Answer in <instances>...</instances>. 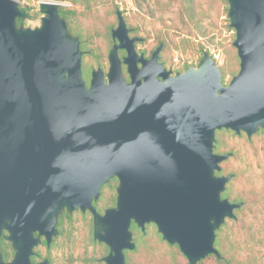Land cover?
I'll return each mask as SVG.
<instances>
[{
	"label": "water",
	"instance_id": "1",
	"mask_svg": "<svg viewBox=\"0 0 264 264\" xmlns=\"http://www.w3.org/2000/svg\"><path fill=\"white\" fill-rule=\"evenodd\" d=\"M226 1L240 70L224 85L206 51L175 74L159 63L162 46L149 59L138 53L119 9L108 70L93 69L88 84L64 2L42 0L33 28L20 0H0V264H51L32 258L76 212L92 215L105 264H126L132 223L155 225L189 264L222 258L217 232L242 204L223 198L232 175L217 173L230 154L215 153L216 133L264 132V0ZM114 178L116 205L100 213L94 203Z\"/></svg>",
	"mask_w": 264,
	"mask_h": 264
},
{
	"label": "rangeland",
	"instance_id": "2",
	"mask_svg": "<svg viewBox=\"0 0 264 264\" xmlns=\"http://www.w3.org/2000/svg\"><path fill=\"white\" fill-rule=\"evenodd\" d=\"M41 1H20V6L31 9L26 11L30 17L23 22L25 26L33 28L40 26ZM64 3L66 8L78 11L73 26L87 40L88 48L107 52V58L112 47L109 46L108 29L117 21L116 11L119 9L128 28H134L137 34L135 37L141 40V44H137L138 51H143L149 56L160 40H166L169 48L163 53L164 63H160L173 74L185 70L187 66H196L201 60L200 54H191L181 43L186 30L180 19L179 5L173 0H102L97 8L93 9L92 14L69 2ZM201 3L206 15L204 24L210 33L207 38L200 39L203 51L219 56L217 63L222 71L227 63L232 67L235 62L232 50L235 32L229 27L228 2L201 0ZM211 37H214V40H211ZM90 53V50L85 52L83 65L87 63L95 69L98 66L93 58L88 57ZM108 67L106 59L104 67L101 68L107 72ZM232 78L231 74H227L223 84H229ZM219 142L224 150L233 152L224 169L225 173H233L236 176L227 184L226 190H230L232 197L245 198L247 206L241 217L246 222V227H249L242 228L241 223L233 224L228 219L223 229L226 233L232 234L244 258H252L258 264H264V199L258 196L264 187V135L258 132L248 139L244 133L236 135L229 131L219 136L216 133L215 145ZM72 216L74 222L71 224L65 220L66 233L58 236L56 246L51 251L53 264H105L95 261L101 248L89 240L88 218L83 219L75 213ZM153 230L154 227L150 226L151 235ZM160 248L162 258L172 262L173 258L168 248L165 245ZM37 252L42 256L41 260L47 255V249L43 245L37 248Z\"/></svg>",
	"mask_w": 264,
	"mask_h": 264
},
{
	"label": "trees",
	"instance_id": "3",
	"mask_svg": "<svg viewBox=\"0 0 264 264\" xmlns=\"http://www.w3.org/2000/svg\"><path fill=\"white\" fill-rule=\"evenodd\" d=\"M25 1V0H20ZM59 2H69L73 6L81 7L85 11L89 13H93V9L97 8V5L102 0H55ZM174 2L178 3L179 10H180V19L182 22V25L184 29L186 30V33L184 34L183 39L181 40V43L185 50L190 51L191 54L198 53L200 54V59L203 57V49L201 38H207L209 36V31L204 24V18H206L205 11L203 9V5L201 3V0H173ZM22 11H30L31 9L27 7L20 6ZM78 11L76 9H70V8H63L61 10V14L67 19L71 32L78 36L81 39V49L83 51L90 50L91 53L88 55V57H91L95 60V63L99 67H104V62H106L107 58V52H101L99 50H95L92 48H88V42L82 34L75 30L73 23L76 20ZM17 23L20 24L22 21L20 19L17 20ZM118 20L110 26L108 29V40H109V46L113 45L114 41L112 39V30L117 27ZM230 27V26H229ZM233 30V29H230ZM134 32V33H133ZM130 35L132 37H135V31L134 28H130ZM211 40H214V37H211ZM137 44H141V41ZM136 44V46H137ZM160 46H162V50L159 55V62L164 63L163 59V53L169 48L168 43L166 40H160L158 43V46L155 48L158 49ZM153 50L151 54L155 51ZM232 50L234 51V58L235 62L232 67L228 65V63L223 66V80L225 79L227 74H231L232 77L238 74L240 70V60L238 58L237 50L232 47ZM202 53V54H201ZM120 55L124 56L125 51H120ZM188 67V66H187ZM124 74L129 81V76L126 72V67L123 66ZM92 67L85 63L83 65V76L85 81L89 84L91 79V72ZM229 132L227 130H221L217 131V136H219L221 133ZM232 133V131H230ZM262 135H264V132L261 130L259 131ZM219 141V140H218ZM215 153L225 155L230 154L229 158L224 161L222 166V171L220 173H217V175H232V179L236 176L233 173H225L224 165L228 162V160L231 158L233 152L231 150H224L221 147V143L219 142L217 145H215ZM118 185V180L116 178L112 179L110 183L106 186H104L101 189V197L100 199L94 203V206L97 208V210L100 213H104L105 210L112 208L116 205V188ZM258 196L263 197L264 199V187L262 188L261 195L258 193ZM223 198L229 199L232 203H241V208L235 210V214L238 219L236 220H229L233 224L241 223L242 228L246 227V222L241 217L242 213L244 212V209L247 206L246 200L243 197H232L230 190H226L223 194ZM75 214L81 216L83 219L88 218V228H89V240L93 245L99 246L101 248L100 254L95 259V261H101V259L105 256H107L110 252L109 248L102 243L94 241L93 238V218L92 215L87 212L86 214H83L82 212H76ZM74 222V217L69 216L68 214L64 213L59 218L58 223V230H59V237L63 236L66 233L65 228V220ZM150 226L154 227L153 234H150ZM224 226L217 232V238L215 242V248L219 251L222 258L219 259L216 255L211 254L207 256L205 259L199 261L197 264H258L256 260L252 258H244L241 254L240 247L236 244V240L232 237V234L226 233L223 229ZM249 229V227L247 228ZM131 231L133 233V239L136 244V248L133 251H125L126 256V264H189L186 257L181 252L178 245H169L166 243L162 236L158 233L157 228L155 225H147L146 231L143 232L140 228H138L134 223H132ZM153 236V237H152ZM58 240V237L54 239V242L50 249H47L45 246V242H43V246L47 249V257L51 264H53V260L51 257V251L56 246V242ZM2 245V251L5 260L9 261L14 257V250L12 249V246L9 242L2 239L1 241ZM165 245L168 248L169 254L172 255V262H168L165 258H162L160 255L161 246ZM44 257V258H45ZM42 256L40 253H38L37 257H33V262L40 261ZM104 263V262H103Z\"/></svg>",
	"mask_w": 264,
	"mask_h": 264
},
{
	"label": "flooded vegetation",
	"instance_id": "4",
	"mask_svg": "<svg viewBox=\"0 0 264 264\" xmlns=\"http://www.w3.org/2000/svg\"><path fill=\"white\" fill-rule=\"evenodd\" d=\"M117 20H118V19H117ZM117 25H118V23H117ZM114 29H115V28H114ZM114 29H113V30H114ZM113 30H112V31H113ZM129 35H130V34H129ZM130 37H131V38H137V37H132L131 35H130ZM112 39H113V38H112ZM113 41H114V40H113ZM140 41H141V40H139L138 42H140ZM138 42H136V44H137ZM114 43H115V41H114ZM114 43H113V44H114ZM136 48H137V46H136ZM156 50H157V49H156ZM156 50H155V51H156ZM137 51H138V50H137ZM155 51H154V52H155ZM154 52H153V53H154ZM138 53H143V54H144L143 51H142V52H141V51H138ZM153 53L150 54L149 56H146L145 54H144V55H145L146 58L149 59V58H151V56L153 55ZM119 54H120V52H119ZM125 55H126V53H125ZM125 55H124V56H125ZM159 55H160V54H159ZM120 56H121V55H120ZM124 56H121V57H124ZM159 63H160V62H159ZM161 64H162V63H161Z\"/></svg>",
	"mask_w": 264,
	"mask_h": 264
},
{
	"label": "built area",
	"instance_id": "5",
	"mask_svg": "<svg viewBox=\"0 0 264 264\" xmlns=\"http://www.w3.org/2000/svg\"><path fill=\"white\" fill-rule=\"evenodd\" d=\"M212 57L214 58V60L217 62L219 61V56L218 55H212Z\"/></svg>",
	"mask_w": 264,
	"mask_h": 264
}]
</instances>
